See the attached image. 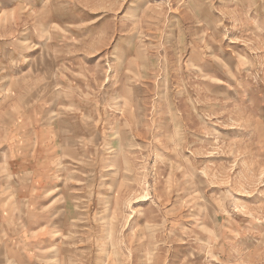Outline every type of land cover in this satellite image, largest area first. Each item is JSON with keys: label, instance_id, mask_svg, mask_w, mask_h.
Here are the masks:
<instances>
[{"label": "rangeland", "instance_id": "1", "mask_svg": "<svg viewBox=\"0 0 264 264\" xmlns=\"http://www.w3.org/2000/svg\"><path fill=\"white\" fill-rule=\"evenodd\" d=\"M0 264H264V0H0Z\"/></svg>", "mask_w": 264, "mask_h": 264}]
</instances>
